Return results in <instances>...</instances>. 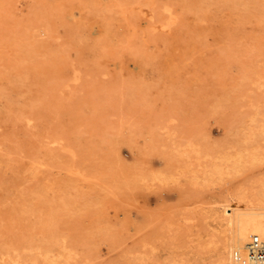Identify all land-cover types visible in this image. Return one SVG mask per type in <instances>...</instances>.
<instances>
[{
  "label": "rangeland",
  "instance_id": "rangeland-1",
  "mask_svg": "<svg viewBox=\"0 0 264 264\" xmlns=\"http://www.w3.org/2000/svg\"><path fill=\"white\" fill-rule=\"evenodd\" d=\"M263 125L264 0H0V264L216 259Z\"/></svg>",
  "mask_w": 264,
  "mask_h": 264
},
{
  "label": "bare ground",
  "instance_id": "bare-ground-1",
  "mask_svg": "<svg viewBox=\"0 0 264 264\" xmlns=\"http://www.w3.org/2000/svg\"><path fill=\"white\" fill-rule=\"evenodd\" d=\"M253 113H254V111H253ZM253 115H251V116L253 117ZM254 117L256 118V114ZM254 117L250 118L249 121L252 119V122H253ZM249 121H246V122H249ZM256 121H258V119ZM246 122L241 124L240 127H241V130L243 132L242 138H245L246 145L248 146L249 142L247 144V141L253 142V136H254L253 134L256 133L257 131L254 132L255 129L252 126V123H250L251 121L249 123H246ZM259 122H258V125H260ZM254 123H255V119H254ZM253 125L255 126V124H253ZM261 125H262V122H261ZM156 127L157 128H155L156 129L155 131H157V129H158L161 132H167L168 133V134L166 133L167 136L164 133H162L166 137L162 136V138L159 141H161L163 143H166L168 141L167 138H170L171 140L179 138V136H175V137L172 136L171 133H173V134L178 133L180 135L181 139H184L185 141L189 140V139H185V136L183 135L187 131V128H185L184 126H180L178 124L175 125V124H163L162 123L160 125H157ZM256 127H258V126L256 125ZM259 127H261V126H259ZM259 127L257 128V130L260 129ZM263 127H264V125H263ZM262 130L264 131V128ZM258 132H260V131H258ZM159 135H161V134H159ZM158 137H160V136H158ZM158 137H157V139H158ZM155 141H158V140H155ZM172 141H175V140H172ZM169 143H170V141H169ZM251 146H249V147H251ZM258 146L260 147L261 145H258ZM260 149H262V148H260ZM256 150H258V149H256ZM239 176H240L239 177L240 182L243 186L234 185V186H230L228 188L230 190L228 192V193H230V196L228 198L230 201L229 203H227V204L224 203L225 197L223 194L225 191H223L219 195L218 194L216 195L218 202L214 203L213 208H212L216 214L213 212H212V214H215L214 215L215 216V218H214L215 224H218L220 226L218 228V230L220 233H222V234H220L221 244L219 246H216L217 244L215 242H213V245L215 243L214 246L218 247V250L216 253L217 258L212 259L210 262L205 263V264H240L234 258L235 250L244 251L245 246L249 242L251 235H253L255 233L260 234L264 237V207H262V205H264V169L260 170V171H247V172L244 171V173H241ZM233 190H235V191H233ZM240 190H243V191L248 190L250 193L249 192L246 193V191L245 192L242 191L241 193H239ZM245 199L247 201L251 202L250 207H243L241 205L242 203H244L243 201ZM246 202L244 204H246ZM229 204L232 205V211L231 212H229L227 210V206ZM245 208H246V210H245ZM242 209H244V210H242ZM230 210H231V208H230ZM232 229H234V230H232ZM24 235H27V234H24ZM24 235H23V238H25ZM26 238H27V236H26ZM31 238H33L32 235H31ZM214 238H216V237H213L211 239V242ZM10 239L12 240L13 238H10ZM14 239H17V238H14ZM27 239H30V238H27ZM218 240H219V238H218ZM27 241H29V240H27ZM4 242H6V241H4ZM29 242H27V243H29V245H30L31 240ZM0 243H1V241H0ZM9 243H10V241L7 244H9ZM3 244H5V243H3ZM29 245L27 244L26 246L28 247ZM213 245L211 244V246H213ZM1 246L2 245H0V247ZM26 246H22V248L26 247ZM34 246H36V245H34ZM30 247L32 248L33 246L30 245ZM213 248H215V247H213ZM10 249L14 250L13 247ZM17 249H18V247H17ZM23 249H21V250L23 252H25L26 248H23ZM28 250H30V249H28ZM34 250H35V248H34ZM7 251H9V248ZM14 251H13V253H14ZM18 251H20V250L18 249ZM22 251H20V252H22ZM11 252L12 251H10V254H11ZM20 252L17 253L16 256H18V254H20ZM37 252H39V251H37ZM45 254L42 255V252H41V255L43 258H44V256H46ZM4 255H3V257H4ZM1 256H2V254H1ZM8 257H11V256H8ZM27 257L30 258V256H28V255L26 256V258ZM28 258H27V263L30 262V264H31V261H28ZM37 258L33 257V258H31V260L32 259L36 260ZM7 259H11V258H7ZM12 260H13V258H12ZM15 260H16V262L19 261L17 259H15ZM24 260L26 261V259H24ZM20 261H22V260L20 259ZM43 261L46 262L47 260H45V258H44ZM16 262L15 263L12 262V263L16 264ZM33 262H34V260H32V264H33ZM19 263H22V262H19ZM5 264H7V262ZM24 264H26V263H24Z\"/></svg>",
  "mask_w": 264,
  "mask_h": 264
},
{
  "label": "built area",
  "instance_id": "built-area-1",
  "mask_svg": "<svg viewBox=\"0 0 264 264\" xmlns=\"http://www.w3.org/2000/svg\"><path fill=\"white\" fill-rule=\"evenodd\" d=\"M234 258L240 264H264V237L253 234L245 246V250H235Z\"/></svg>",
  "mask_w": 264,
  "mask_h": 264
}]
</instances>
